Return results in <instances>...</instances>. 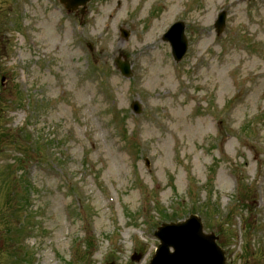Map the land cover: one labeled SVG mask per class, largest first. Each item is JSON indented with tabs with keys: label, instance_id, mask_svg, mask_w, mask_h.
I'll return each mask as SVG.
<instances>
[{
	"label": "rangeland",
	"instance_id": "374dc122",
	"mask_svg": "<svg viewBox=\"0 0 264 264\" xmlns=\"http://www.w3.org/2000/svg\"><path fill=\"white\" fill-rule=\"evenodd\" d=\"M195 214L228 264H264V0H92L82 25L0 0V264H148Z\"/></svg>",
	"mask_w": 264,
	"mask_h": 264
},
{
	"label": "water",
	"instance_id": "95a60500",
	"mask_svg": "<svg viewBox=\"0 0 264 264\" xmlns=\"http://www.w3.org/2000/svg\"><path fill=\"white\" fill-rule=\"evenodd\" d=\"M59 1L70 13L82 8L84 17L91 0ZM225 23L226 13H221L215 25L218 35L222 34ZM122 36L127 39L129 33L122 30ZM163 40L171 44L174 59L180 62L188 50L184 23L175 24ZM115 64L123 76L127 78L132 76L130 63L121 56L116 59ZM133 109L136 114L141 113L138 103H134ZM155 236L161 241V245L150 264H226L225 253L216 243L218 239L214 234L204 233L202 221L197 216H191L179 223L164 224ZM140 258L135 256L133 259L139 261Z\"/></svg>",
	"mask_w": 264,
	"mask_h": 264
}]
</instances>
